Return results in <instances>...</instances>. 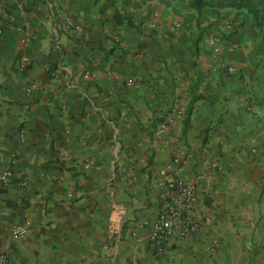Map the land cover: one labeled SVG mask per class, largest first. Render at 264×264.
Returning <instances> with one entry per match:
<instances>
[{"label": "crops", "instance_id": "1", "mask_svg": "<svg viewBox=\"0 0 264 264\" xmlns=\"http://www.w3.org/2000/svg\"><path fill=\"white\" fill-rule=\"evenodd\" d=\"M27 2L32 39L20 47L4 22L13 0H0L7 264H264V20L256 28L244 10L196 14L192 0ZM62 17L73 31L54 40ZM212 35L235 74L215 63ZM30 81L38 90L27 95ZM179 105L185 117L156 137ZM173 155L208 221L157 248L148 232ZM24 223L27 236L13 238Z\"/></svg>", "mask_w": 264, "mask_h": 264}, {"label": "built area", "instance_id": "2", "mask_svg": "<svg viewBox=\"0 0 264 264\" xmlns=\"http://www.w3.org/2000/svg\"><path fill=\"white\" fill-rule=\"evenodd\" d=\"M12 9L14 15L6 17L4 22L7 27L17 35V43L20 47H27L32 39L29 22L26 21L28 9L27 0H13ZM121 14L131 16L136 13L135 10H122ZM179 23H174L173 28H179ZM72 22L68 17H62L55 25L53 37L56 39V31H66L71 33L73 30ZM223 38L212 35L208 39L211 46L212 55L217 66L226 74H235L233 65L228 63L221 53ZM229 48H234L230 44ZM24 66V64H22ZM38 90V85L34 81L28 82L23 92L31 94ZM185 108L177 106L174 111L161 118L155 126L153 134L160 137L165 129L175 120H181L185 117ZM21 138V135L18 134ZM12 157L8 158L6 165L0 170V194L9 185L11 173ZM179 159L172 156L164 167V174L161 180V187L158 193V208L155 217L150 225L148 232L149 241L158 248L157 243L166 241L173 236L180 239H187L199 232L208 221V212L206 208L198 203L194 186L179 180L176 173L179 168ZM208 167L211 170L217 169L216 163H210ZM30 225L28 223L17 224L12 227L13 238L22 239L27 236ZM0 264H7L6 256L0 252Z\"/></svg>", "mask_w": 264, "mask_h": 264}, {"label": "trees", "instance_id": "3", "mask_svg": "<svg viewBox=\"0 0 264 264\" xmlns=\"http://www.w3.org/2000/svg\"><path fill=\"white\" fill-rule=\"evenodd\" d=\"M204 8L210 9H233L244 10L248 14H252L256 28H259L264 20V0L260 1V8L256 9L249 0H218V1H205V0H192V9L199 14ZM199 41V36L193 42L194 55L196 46Z\"/></svg>", "mask_w": 264, "mask_h": 264}, {"label": "rangeland", "instance_id": "4", "mask_svg": "<svg viewBox=\"0 0 264 264\" xmlns=\"http://www.w3.org/2000/svg\"><path fill=\"white\" fill-rule=\"evenodd\" d=\"M251 1H254V0H251ZM259 1H261V0H259ZM259 4L258 5H260V2H258Z\"/></svg>", "mask_w": 264, "mask_h": 264}]
</instances>
